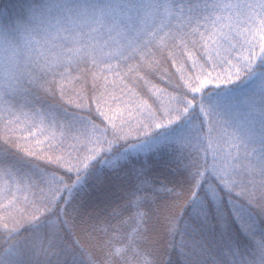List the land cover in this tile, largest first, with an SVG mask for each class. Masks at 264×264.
Returning <instances> with one entry per match:
<instances>
[{
  "label": "snow or ice",
  "instance_id": "obj_1",
  "mask_svg": "<svg viewBox=\"0 0 264 264\" xmlns=\"http://www.w3.org/2000/svg\"><path fill=\"white\" fill-rule=\"evenodd\" d=\"M4 14L20 42L0 78V264L264 252V0Z\"/></svg>",
  "mask_w": 264,
  "mask_h": 264
},
{
  "label": "clouds",
  "instance_id": "obj_2",
  "mask_svg": "<svg viewBox=\"0 0 264 264\" xmlns=\"http://www.w3.org/2000/svg\"><path fill=\"white\" fill-rule=\"evenodd\" d=\"M13 0H2L0 3V78L6 77L9 71V52L13 45L20 42L19 34L14 31L15 19H9L4 14V8L10 6ZM18 2V0H16ZM29 4L39 5L44 0H27ZM252 264H260L264 260V252L256 249L255 245L247 253Z\"/></svg>",
  "mask_w": 264,
  "mask_h": 264
},
{
  "label": "trees",
  "instance_id": "obj_3",
  "mask_svg": "<svg viewBox=\"0 0 264 264\" xmlns=\"http://www.w3.org/2000/svg\"><path fill=\"white\" fill-rule=\"evenodd\" d=\"M233 87H235V86H233ZM3 245H0V251H2L3 250Z\"/></svg>",
  "mask_w": 264,
  "mask_h": 264
}]
</instances>
